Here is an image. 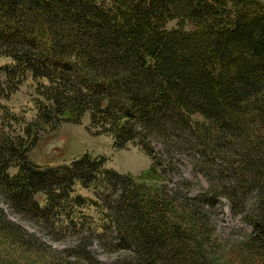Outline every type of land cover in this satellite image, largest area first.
<instances>
[{
    "label": "trees",
    "instance_id": "16d2710c",
    "mask_svg": "<svg viewBox=\"0 0 264 264\" xmlns=\"http://www.w3.org/2000/svg\"><path fill=\"white\" fill-rule=\"evenodd\" d=\"M2 56L12 63L0 97L30 74L41 79L42 100L24 135L0 129V198L50 236L0 208V237L10 245L46 254L44 264H223L202 252L208 233L198 214L224 197L251 225L249 251L264 261L263 2L0 0ZM86 113L115 148L131 143L150 154L156 141L163 154L152 169L184 156L208 187L153 191L89 153L56 165L29 160L39 131L79 124ZM59 236L70 240L61 249L51 243Z\"/></svg>",
    "mask_w": 264,
    "mask_h": 264
},
{
    "label": "rangeland",
    "instance_id": "374dc122",
    "mask_svg": "<svg viewBox=\"0 0 264 264\" xmlns=\"http://www.w3.org/2000/svg\"><path fill=\"white\" fill-rule=\"evenodd\" d=\"M260 1L264 3V0ZM177 23V20L170 21L167 27L174 28ZM190 27L188 25V28ZM11 63L10 58L0 57V84H4L7 80L3 68ZM38 81L40 82L41 79L36 80L28 74L7 98L0 97V129L11 135H24L25 127L37 118L36 101L42 100L36 92ZM194 119L203 120L199 114L195 115ZM151 147L153 149L150 154L142 145L131 143H127L123 148H115L112 137L92 127L89 115L86 113L79 124L61 123L54 129L48 127L39 131L36 144L29 151L28 158L36 165L47 166L69 163L84 153H89L93 156H103L106 159V167L121 173H129L137 182L153 191H158L166 183L173 186L179 182H187L189 187L191 186L189 192L192 195H199L205 191L208 182L203 172L196 170L184 156L179 157L177 166L173 168L163 155L165 160L162 166L152 169L155 161L153 157H160L163 153L162 146L158 142L152 141ZM9 172H16V168H10ZM76 193L91 195L89 190L81 187L76 188ZM36 199L41 204L44 203V196L37 195ZM0 208L28 231L50 242L48 241L50 236L41 226L42 223L12 213L1 198ZM92 209L90 208L91 212ZM199 211L198 217H205L204 224L202 220H199V224L200 226L203 224L205 232L208 233L204 239L202 236L199 237L200 242L203 241L201 247L205 257L223 264H264L263 260L249 251L247 240L252 231L251 225L234 212L228 199L219 197L212 207L205 205ZM69 242L70 240L59 236L51 243L52 247L61 249ZM16 246L10 245L5 238L0 237V264L13 257H18L16 264H44L47 260L46 254L42 256L35 251H27V253L23 247ZM96 252L100 258L105 259L101 250L97 249ZM55 255L60 257L59 253Z\"/></svg>",
    "mask_w": 264,
    "mask_h": 264
}]
</instances>
